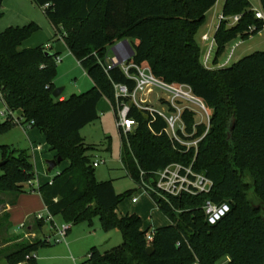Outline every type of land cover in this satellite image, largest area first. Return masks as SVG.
<instances>
[{"label": "trees", "instance_id": "obj_1", "mask_svg": "<svg viewBox=\"0 0 264 264\" xmlns=\"http://www.w3.org/2000/svg\"><path fill=\"white\" fill-rule=\"evenodd\" d=\"M32 1L56 32L53 42L66 43L93 88L55 99L58 56L44 46L22 49L40 26L31 22L0 31V98L7 112L19 113L21 125L38 128L56 152L54 159L69 162L51 182L31 188L29 183L38 176L30 151L3 146L0 195L11 196L2 203L4 209L14 206L21 195L39 191L48 213L66 224H92L99 219L104 232H121V245L104 252L92 248L85 264H219L226 257L225 264H264V52H254L231 66H204L196 36L218 0ZM260 3L264 11V0ZM222 11L226 17H243L232 28L225 22L219 26L215 66L227 45L238 39L247 41L264 30V22L256 19L248 0H226ZM252 26L257 29L250 34ZM124 40L134 50L129 63L148 66L166 83L190 86L207 107H213L211 128L199 144L194 163L196 171L212 180L213 188L207 195L170 198L169 203L151 195L171 222L156 229L151 242L138 215L117 214L123 197L112 182L97 181L95 158L88 154L92 149L80 136L84 126L99 119L97 106L102 99L111 103L117 122L115 84L130 90L135 87L120 67L104 69L113 47ZM130 118L136 125L132 131L124 133L119 127L120 157L123 171L138 188L142 180L152 179L168 165L192 164L194 151L185 153L168 138L162 118L135 106H131ZM196 120L192 112L184 114L189 133ZM16 124L7 119L0 125V135ZM205 130L198 126L196 137ZM209 200L231 204L230 213L216 225L208 224L205 217L203 208ZM35 220L26 234L35 236L34 240L6 238V244H15L1 253L6 264H37L36 252L56 245L42 236L47 223ZM12 227L10 215L3 211V240ZM149 247L154 248L152 255Z\"/></svg>", "mask_w": 264, "mask_h": 264}, {"label": "rangeland", "instance_id": "obj_2", "mask_svg": "<svg viewBox=\"0 0 264 264\" xmlns=\"http://www.w3.org/2000/svg\"><path fill=\"white\" fill-rule=\"evenodd\" d=\"M248 1L251 3L253 9L262 11L260 0ZM2 2V8L0 10V31H4L9 28L10 26H8V24L18 19L17 16L20 14L18 6L21 4L20 0H3ZM225 2L226 0H218L217 4L208 11L206 21L196 36V40L202 47L204 53L206 51V46H203L201 38L205 33H209L212 37L215 35L216 26L219 23V16L223 13L222 10ZM40 28L41 29L38 32L40 34L37 35L38 38L40 37L39 42L45 41L46 38H51L48 43L54 46L56 50L52 53L59 52L60 57L62 58V62L58 63L56 76L53 79L56 89L64 88L61 96L69 98L73 95L78 96L92 90V81L87 77L80 64L76 62L73 55L69 53L70 50L66 43L64 41L53 42L55 35H50L49 30L43 29L42 26H40ZM33 38L35 37H30L27 41H25V45L32 42V40H35ZM36 47H38V45ZM233 50V57L228 66L235 64L237 61L251 55L254 52H264V30L255 36H251V38L247 41L238 39L227 45L225 52L219 58V64H221L222 61L225 62ZM112 55L113 53L111 51L110 58ZM110 58L108 60L109 63ZM208 67L211 68V64H209ZM142 100L145 101V106L157 109L159 108L161 110L164 109L162 106L164 102V95L161 92H154L153 94L143 93ZM97 110L99 111V119L84 126V128L80 130V136L92 149L88 152V154L92 155L95 160L97 159L98 161L103 162L96 169L95 174L97 181L112 182L118 196L123 197L122 201L118 204L119 206L116 211L117 214L119 216H126L130 214L138 215L141 220H143L144 231H153L170 225V220L167 219L162 212H160L149 194L139 189L123 171L120 157L121 141L119 136V127L117 126L115 112L111 103L102 99L97 106ZM3 111L6 112V106L0 98V125L7 121V117L2 116L1 114ZM208 111L211 120L213 107L209 106ZM18 117L19 113L16 112L15 118L17 119ZM196 119V121H199L200 118L198 115ZM32 143L35 146L42 145L44 147L43 152L35 151L33 153L31 151V155L34 160L35 171L38 176L37 179H39L42 184H47L50 178H54L57 174L63 172L65 168L68 167L69 162L66 160L51 173L47 172L46 162L56 157V152L51 150L49 144H47L44 134H42L38 128H30L29 124L23 123V125L16 124V126H13L10 130L2 133L0 135V163L2 162L1 148L3 146H10L16 150L30 151ZM145 181L147 183L152 182L151 180ZM129 192V197H126L125 195ZM133 198H138V203L134 204L132 202ZM10 199L11 196L9 194L0 195V221L2 219L4 208L2 203L10 201ZM36 206L38 205L36 204ZM36 209H39V207ZM43 213L47 216L45 212ZM35 221V218H33L32 220L26 222V227L24 229H21L19 226L16 227L15 230L20 232L19 235H14L11 229L8 236L5 237L4 240L0 236V264H6V262L1 259V253H4L5 250L10 249L15 245L6 244V238H18L19 236H24V239H27L28 241L34 240L35 236H27L26 234L29 231L27 230L28 227L31 225L34 226ZM54 223L60 225V227L56 230V234L57 238L61 240V243L51 247L39 249L36 252V255L38 256L37 264H84L89 257L91 248H96L101 252H104L121 245L124 241V237L119 230L114 229V231L109 233L104 232L99 219H94L92 224L89 222H83L79 225H73L70 223L66 224L61 218H57L54 219ZM62 226H70L65 239L61 238L59 235ZM22 230H25V233H22ZM43 232L45 236L55 234V231L52 232L50 225L48 224L44 227ZM25 235L27 237H25ZM45 236L43 237L45 238ZM39 237H41V235H39ZM227 260V257L226 259H221L219 260V264H225ZM21 264L27 263L23 262Z\"/></svg>", "mask_w": 264, "mask_h": 264}, {"label": "built area", "instance_id": "obj_3", "mask_svg": "<svg viewBox=\"0 0 264 264\" xmlns=\"http://www.w3.org/2000/svg\"><path fill=\"white\" fill-rule=\"evenodd\" d=\"M256 19L264 22V11L253 9ZM243 14L234 15L233 17H226L223 13L219 16V23L216 26V32L219 30L221 23L225 22L227 27H234L242 19ZM256 26H252L249 33L255 32ZM203 44H206V51L204 53V66L208 69L226 67L232 60L233 52L227 57V60L223 64L214 65V56L216 53L217 43L215 41V35L212 37L210 34H204L201 38ZM119 44V43H118ZM117 45V44H116ZM238 46V45H237ZM112 57L110 63L104 65L106 72L114 67H120L124 75L130 80L134 81L135 87L130 90L126 85L115 84L114 92L116 94V110H117V126L120 127L124 133L132 131L136 126L133 119L130 118L131 106H135L136 109L142 111H148L150 114L159 116L167 124L166 134L168 138L173 142L179 144L185 153H189L192 150L195 155L197 154L199 144L207 136L210 130V115L208 107L204 102L199 99L191 90L190 86L169 84L162 79L155 77L148 66H138L134 63H129L130 60V48L127 45L122 46L117 55L114 54L112 49ZM123 60V64L120 65L119 61ZM60 59H57V63ZM211 64V68L208 65ZM154 92H161L164 95L163 110L152 108L144 105L142 100L143 93L153 94ZM192 112L195 117L200 118L195 126L192 128L191 133L187 131L186 123L184 122V114ZM2 116L11 119L14 123L21 125L18 118H15L13 113L3 111ZM203 125L206 127L205 133L202 136L196 137L198 132V126ZM30 127V126H29ZM42 146H32V151H42ZM194 161L190 165L176 162L175 164L168 165L167 167L160 169L156 172L152 179V182L147 183L142 180L139 188L149 194V196H155L158 199H163L169 203L170 198H177L182 196H199L207 195L213 188L212 180L207 177L204 173L198 172L194 168ZM101 163L97 159L93 163V167L97 169ZM144 176V174H143ZM35 183V182H34ZM29 183V187L34 188L35 184ZM38 188V187H37ZM132 202L135 204L138 202V198H133ZM205 217L207 223L210 225H216L223 221L225 217L231 211V204L225 202L223 204H217L211 200L206 201L204 206ZM37 220H43L45 223L50 225L51 231L55 234L45 236L44 239L51 244L61 243V240L57 238L56 230L60 227L54 223L55 217L51 214L43 216L41 214L36 216ZM25 226V225H24ZM26 227V226H25ZM70 226H62L60 230V237L64 238L67 235ZM155 230L149 231L147 241L151 242ZM27 237V236H26ZM37 256H35V259Z\"/></svg>", "mask_w": 264, "mask_h": 264}, {"label": "crops", "instance_id": "obj_4", "mask_svg": "<svg viewBox=\"0 0 264 264\" xmlns=\"http://www.w3.org/2000/svg\"><path fill=\"white\" fill-rule=\"evenodd\" d=\"M20 2H21V4H19V6H18L19 11H20V14L17 16L18 19L13 21L12 23L8 24V26H10V27H13V26L14 27H24V26L29 25V23H31V22H35V23L39 24L40 26H42L43 29L49 30L50 35H56V32L54 31V29H53L50 21L48 20V18L43 13V10L40 9L34 3V1H32V0H20ZM38 34H40V33L37 32L36 34H34L32 36V37H35V38H33L35 40H32V42H29V44L25 45V43H24V45H22L23 49L29 50V48H35L38 45V47L44 46L47 49H50L52 52L56 51L54 46H52L50 43H48L51 38H49V39L46 38L45 41L39 42L40 37L38 38V36H37ZM207 34H209V33H207ZM49 37H52V36H49ZM61 41H63V40H61ZM203 46H206V44H203ZM69 53L71 54L70 51H69ZM54 54H56L58 56V58L60 59L59 63H61L62 58L60 57V53L56 52ZM76 62L78 63V61H76ZM223 63L224 62L222 61L221 64H223ZM66 98H67L66 96H62V100L66 99ZM32 146H35V145L32 143ZM40 146H42V145H40ZM31 151H32V147L30 150V155H31ZM43 151H44V147H43L42 151H37V152H43ZM32 152L34 153L35 151H32ZM47 169H48V167H47ZM52 179L53 178H50L48 183L51 182ZM34 184H35L34 188L45 185V184H42L39 179H37ZM36 204L38 206H36ZM38 207H39V209H36ZM3 211H6L10 215V223L13 225L12 233L14 235L20 234V232L15 230L16 227L19 226L21 229H24L26 226L25 223L32 220L37 215L41 214V215L45 216L43 212H45L46 215L48 214L47 207H45L43 199H42V195L39 191H34V193H31V194L21 195L18 198L17 203L14 206H6L5 209L3 208ZM38 212H41V213H38ZM57 218L58 217H55V219H57ZM22 233H25V230H22ZM42 236H45L44 232H42ZM37 259H38V256H37ZM75 263H76V260H75Z\"/></svg>", "mask_w": 264, "mask_h": 264}, {"label": "water", "instance_id": "obj_5", "mask_svg": "<svg viewBox=\"0 0 264 264\" xmlns=\"http://www.w3.org/2000/svg\"><path fill=\"white\" fill-rule=\"evenodd\" d=\"M2 1H3V0H0V10H1V8H2V4H3ZM124 45L129 46L130 51H131V54H130V57H129V58H132V57L134 56V50H133L132 46H130L128 40H124L123 42H121V43L115 45V46L113 47V52H114V54L117 55L118 50H119L122 46H124ZM119 63H120V65H122L124 62H123V60H120ZM63 91H64V88H62V89H56V90L54 91V93H53L52 96H54L55 99H60V98L62 97L61 95H62V92H63ZM233 127H234V126H233ZM233 127L231 128V130L233 129ZM62 162H63V159H61L60 157H58L57 159H52V160L47 161V162H46V165H47V167H48V169H47L48 173H51L52 171H54V170L58 167V165L61 164ZM4 164H5V162H1V163H0V169H1V167H2ZM147 251H148V254H149V255H152V254L154 253V248H153V247H149V248L147 249Z\"/></svg>", "mask_w": 264, "mask_h": 264}]
</instances>
